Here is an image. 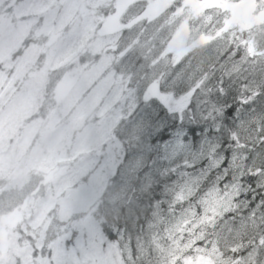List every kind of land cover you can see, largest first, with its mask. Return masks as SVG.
I'll use <instances>...</instances> for the list:
<instances>
[{
  "label": "rangeland",
  "instance_id": "rangeland-1",
  "mask_svg": "<svg viewBox=\"0 0 264 264\" xmlns=\"http://www.w3.org/2000/svg\"><path fill=\"white\" fill-rule=\"evenodd\" d=\"M121 3L0 0L13 9L0 20V177L13 175L20 192L31 173L42 176L25 203L0 216V264H123L92 218L120 161L114 130L140 102L124 73L136 40ZM217 3L237 35L264 24V3L259 11L256 0ZM34 27L40 44L13 57ZM57 77L56 106L22 130Z\"/></svg>",
  "mask_w": 264,
  "mask_h": 264
},
{
  "label": "snow or ice",
  "instance_id": "snow-or-ice-1",
  "mask_svg": "<svg viewBox=\"0 0 264 264\" xmlns=\"http://www.w3.org/2000/svg\"><path fill=\"white\" fill-rule=\"evenodd\" d=\"M220 7L217 0L120 5L135 29L123 66L130 87L147 109L168 102L184 117L160 132L154 120L146 128V175L176 179L160 208L171 220L156 226L151 197L146 219L155 230L131 264H264V24L237 35ZM185 128L190 138L168 135Z\"/></svg>",
  "mask_w": 264,
  "mask_h": 264
},
{
  "label": "trees",
  "instance_id": "trees-1",
  "mask_svg": "<svg viewBox=\"0 0 264 264\" xmlns=\"http://www.w3.org/2000/svg\"><path fill=\"white\" fill-rule=\"evenodd\" d=\"M217 1L235 4L242 0ZM10 10L13 11L12 7L3 6L0 9V20L8 19V16L12 15L9 13ZM242 32L246 34V30ZM42 38L43 33H40V28H32L20 47L14 52L13 57L18 58V55L22 54L26 49L33 45H39ZM86 57L82 56V60ZM58 78H51L50 82L46 85L43 103L36 112L26 119L21 127L22 130L29 124L36 121L44 122L48 118L49 111L56 106L54 92ZM156 103L159 104V107L153 106L147 109L145 104L140 100L130 116L116 126L114 138L120 146V161L115 173L110 177L105 190L99 198L96 209L92 213V218L97 223L99 233L104 239L117 246L123 264H131V256L141 246L147 245L151 233L155 230L148 226L146 219L151 197L155 198L157 206L154 218L156 226L162 228L171 220L167 211H162L160 208L169 199L171 191L169 185L176 177H170L168 181H165L160 180L159 177L153 178L146 175L149 171L146 165H151L152 155L146 136V128L151 120H154L159 125L157 132H160L166 124L173 120L182 121L184 117L182 113L171 112L161 101H157ZM165 116H167V120L162 119ZM195 126L194 124L188 125L189 128ZM168 135L170 137L178 135L179 137L190 138L188 128L179 133L169 132ZM37 142L38 139L35 137L29 147L28 154L32 152ZM184 143H190V139L185 140ZM198 146L194 145L193 147ZM41 178L42 176L31 173L29 178L27 177V182L24 183L22 191L19 192L16 184L17 181H14L13 175L0 177V203H2V206L6 205L5 208L0 210V216L2 217V215L11 213L15 209H18L22 203H25L27 198L38 188ZM154 188L155 190L152 192ZM162 219L164 220V225L160 224ZM55 229L58 230V227L55 226ZM16 230L20 232V228L18 230L17 227ZM56 230L53 239H56ZM24 238L34 246V241L25 235ZM136 264H139V261Z\"/></svg>",
  "mask_w": 264,
  "mask_h": 264
}]
</instances>
